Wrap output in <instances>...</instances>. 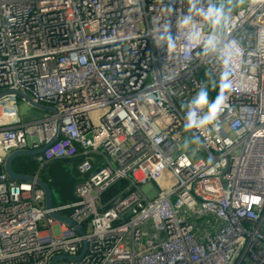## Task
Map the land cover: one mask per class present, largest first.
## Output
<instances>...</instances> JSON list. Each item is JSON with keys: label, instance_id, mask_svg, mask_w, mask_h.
I'll return each mask as SVG.
<instances>
[{"label": "built area", "instance_id": "built-area-1", "mask_svg": "<svg viewBox=\"0 0 264 264\" xmlns=\"http://www.w3.org/2000/svg\"><path fill=\"white\" fill-rule=\"evenodd\" d=\"M209 4L193 40L189 0H0V264H264V0ZM225 76L231 109L185 148L186 103ZM42 147L34 176L68 161L77 202L7 174ZM71 208L84 235L51 216Z\"/></svg>", "mask_w": 264, "mask_h": 264}, {"label": "clouds", "instance_id": "clouds-1", "mask_svg": "<svg viewBox=\"0 0 264 264\" xmlns=\"http://www.w3.org/2000/svg\"><path fill=\"white\" fill-rule=\"evenodd\" d=\"M190 8L189 14L185 15L181 24L184 26H191L190 35L193 40L199 39V30L196 21L193 19V13L200 16L204 21L210 22L214 25L220 24L225 19V12L223 7H217L214 4H209L207 8L198 6L200 0H189ZM167 35H162L167 47L172 49L175 47V39L171 35L170 30H165ZM211 39V38H210ZM231 83L227 77H223L219 89L214 98H210L209 89L206 86H200L195 95L186 103V114L184 117V128L188 131L197 130L196 133L186 139L184 147L188 148L190 145L202 147L204 141L198 134L200 130L212 132L220 128L219 117L224 110H230L229 91Z\"/></svg>", "mask_w": 264, "mask_h": 264}, {"label": "water", "instance_id": "water-1", "mask_svg": "<svg viewBox=\"0 0 264 264\" xmlns=\"http://www.w3.org/2000/svg\"><path fill=\"white\" fill-rule=\"evenodd\" d=\"M21 96L24 99H26L29 103L34 105L36 108L44 109V107L34 104L29 97L24 96V95H21ZM60 128H61L60 123H58L57 138L59 136ZM45 148L46 147H42L41 149L36 150V151H17L11 154L7 158L6 164H5L7 174L9 175L10 178L14 180L26 182V183H36L39 187H41L44 190L45 195H46V206L48 209H52V206H53L54 193L52 189H55L58 192V198L60 200V203H59L60 205H64L66 203L77 202V199L74 196V188H75V185L79 183V180L72 174L71 170L66 167V164L64 163V161H61V160L56 161L47 167L46 175L50 183H47L42 178L37 177V176L20 175V174H16L13 171L12 165L16 158L21 157V156L34 157L42 153ZM61 213L65 215V217L62 215L61 216L57 215L55 213H52L51 216L59 221H62L68 224L70 228L73 229L75 233H77L78 235L85 234L84 229L81 226L77 225L71 219H69L71 215L74 213V209L72 208L65 209V210H62ZM85 249H86V243L84 244V250L82 254L73 260L80 259L83 256ZM59 259H61V257L54 258L52 261V264H55Z\"/></svg>", "mask_w": 264, "mask_h": 264}, {"label": "trees", "instance_id": "trees-1", "mask_svg": "<svg viewBox=\"0 0 264 264\" xmlns=\"http://www.w3.org/2000/svg\"><path fill=\"white\" fill-rule=\"evenodd\" d=\"M219 88H215L214 86L211 87V89H209V94H210V98H214L217 91ZM83 161L82 158H78L77 160H75L71 165L73 167V170H75L76 166L81 163ZM64 163L66 164L67 168L69 167V163L68 161H64ZM13 171L16 174H20V175H28V176H34L38 173V169H39V165L37 163V161L34 159V157L32 156H21L18 157L14 160L13 165H12ZM41 178L46 181L47 183L49 182V179L46 175V172L43 171L40 173ZM120 184V183H118ZM121 184L123 185V187L125 186V182H121ZM118 185H115L114 187H112V189H110V195L109 194L106 196L105 195V200L113 197L115 194H117L120 190L118 188Z\"/></svg>", "mask_w": 264, "mask_h": 264}, {"label": "rangeland", "instance_id": "rangeland-1", "mask_svg": "<svg viewBox=\"0 0 264 264\" xmlns=\"http://www.w3.org/2000/svg\"><path fill=\"white\" fill-rule=\"evenodd\" d=\"M18 105H19V111L23 117L24 120L30 121V120H35V119H40L47 115V112L36 109L34 107L29 106L26 101L22 100L21 98H18ZM119 187V190L123 188V185L117 184ZM112 189V188H111ZM110 193V191L106 194V196ZM109 196H111L109 194Z\"/></svg>", "mask_w": 264, "mask_h": 264}, {"label": "bare ground", "instance_id": "bare-ground-1", "mask_svg": "<svg viewBox=\"0 0 264 264\" xmlns=\"http://www.w3.org/2000/svg\"><path fill=\"white\" fill-rule=\"evenodd\" d=\"M261 175H263V176H264V172H263Z\"/></svg>", "mask_w": 264, "mask_h": 264}, {"label": "flooded vegetation", "instance_id": "flooded-vegetation-1", "mask_svg": "<svg viewBox=\"0 0 264 264\" xmlns=\"http://www.w3.org/2000/svg\"><path fill=\"white\" fill-rule=\"evenodd\" d=\"M52 190H54V191H55V189H52Z\"/></svg>", "mask_w": 264, "mask_h": 264}]
</instances>
